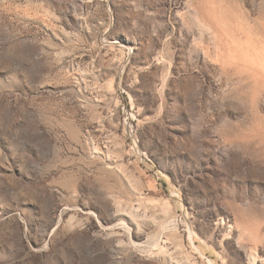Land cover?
I'll use <instances>...</instances> for the list:
<instances>
[{
  "label": "rangeland",
  "instance_id": "obj_1",
  "mask_svg": "<svg viewBox=\"0 0 264 264\" xmlns=\"http://www.w3.org/2000/svg\"><path fill=\"white\" fill-rule=\"evenodd\" d=\"M194 1L0 0V264H264L249 97Z\"/></svg>",
  "mask_w": 264,
  "mask_h": 264
},
{
  "label": "bare ground",
  "instance_id": "obj_2",
  "mask_svg": "<svg viewBox=\"0 0 264 264\" xmlns=\"http://www.w3.org/2000/svg\"><path fill=\"white\" fill-rule=\"evenodd\" d=\"M191 6L216 41L214 56L221 75L230 82L236 79V93L241 97H249L241 94L249 88L260 93L261 85H264V61L255 60V48H264V3L256 13H237L239 5L235 1L195 0ZM241 128L234 129L232 143L255 156V172L258 168L264 169V134L260 132L259 125L253 123L243 131ZM256 218L257 215L255 226L244 217L233 225L241 226L244 233L252 232L256 236L259 231Z\"/></svg>",
  "mask_w": 264,
  "mask_h": 264
},
{
  "label": "clouds",
  "instance_id": "obj_3",
  "mask_svg": "<svg viewBox=\"0 0 264 264\" xmlns=\"http://www.w3.org/2000/svg\"><path fill=\"white\" fill-rule=\"evenodd\" d=\"M247 83V81H245ZM262 91L260 93H256L253 89L249 88L246 91L242 92V95L249 96L247 103L248 106V114L249 119L255 124L259 125L260 132L264 134V115L260 114L257 110V103H264V85H261ZM236 127L241 128V125H237ZM244 129L241 128V131Z\"/></svg>",
  "mask_w": 264,
  "mask_h": 264
}]
</instances>
